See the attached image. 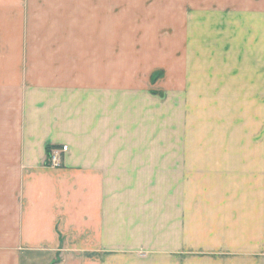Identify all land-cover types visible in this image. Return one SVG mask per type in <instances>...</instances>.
Segmentation results:
<instances>
[{"label":"crops","instance_id":"obj_1","mask_svg":"<svg viewBox=\"0 0 264 264\" xmlns=\"http://www.w3.org/2000/svg\"><path fill=\"white\" fill-rule=\"evenodd\" d=\"M191 3L0 0V264H193V228L203 250L235 254L198 264H264V181L242 193L238 185L226 188L234 179L223 159L228 150L196 152L200 193L193 215L191 151L127 147L128 107L121 98L128 96L124 87H113V54L129 53L132 70H139L141 42L113 40L110 16L141 11L132 6L178 13ZM224 3L215 9L232 14L221 18L223 27L246 30V60L263 62L262 71L228 77L248 83L237 91L264 87V4ZM81 13L94 17L83 21L86 35ZM165 74L160 66L148 78L157 83ZM47 146H67L60 167L48 165ZM164 167L171 173L161 179ZM164 179L174 195L166 196L161 217ZM219 237L230 240L220 244ZM240 244L247 245L241 250ZM241 251L262 254L241 260Z\"/></svg>","mask_w":264,"mask_h":264},{"label":"rangeland","instance_id":"obj_2","mask_svg":"<svg viewBox=\"0 0 264 264\" xmlns=\"http://www.w3.org/2000/svg\"><path fill=\"white\" fill-rule=\"evenodd\" d=\"M191 1V4L183 7L184 11L178 13L173 11L174 7L171 8L172 12L162 11V6L154 7L151 12V7L132 6L141 11L117 10L110 16L109 35L113 40L120 37L140 38L141 42L138 44L141 47L138 55L142 54V58L135 60L141 66L139 70H132L134 60L129 53L113 54V62H116L113 68V87H124L128 96L127 100L121 98L127 102L128 107L125 131L128 135L127 147L191 151L194 164L199 160V153L196 152L201 149L228 150L224 154L230 156L223 159L233 166L229 168V174L234 179L225 185L226 188L227 185H238L240 191L245 185L252 188L255 180L264 181V87L256 85L250 87L254 88L251 92L237 91L236 88L245 89L244 84L248 83L241 77L239 80L228 75L262 71L263 62L246 60L249 49L246 30L223 27L226 23H222L221 18L232 16L221 12L227 0ZM259 2L264 4V0ZM92 15L80 14L81 35L87 34V30L83 29L84 19H94ZM185 25L188 27L184 28ZM100 35H104L103 30ZM260 52L264 54L263 50ZM156 60L158 63L154 64ZM248 63L256 66L250 68ZM160 66H164L165 78L157 83L149 81L151 70ZM207 158L210 157L204 156V159ZM160 173L162 179L168 177L171 170L164 167ZM197 174L198 164L191 167L189 174L193 215H198L199 211L200 183L196 179ZM243 176H247V180L242 179ZM168 186V180H161L160 208H165L161 217L167 215V207H164L167 204L166 196L174 195L171 188L167 189ZM178 192L182 190L176 189L175 196H179ZM144 193L149 195L146 190ZM192 232L193 264H198L206 257L226 260L235 255L231 252L215 254L207 248L203 250L202 246L199 247L202 238L198 229L193 228ZM228 240L230 238L219 237L220 244H227ZM246 240L241 237V244ZM241 244L243 250L247 244ZM261 254L241 251L239 255L241 260H250Z\"/></svg>","mask_w":264,"mask_h":264},{"label":"built area","instance_id":"obj_3","mask_svg":"<svg viewBox=\"0 0 264 264\" xmlns=\"http://www.w3.org/2000/svg\"><path fill=\"white\" fill-rule=\"evenodd\" d=\"M67 146H62L61 150H52L51 153L48 156V165L50 167H60L61 166V160H60V152H66Z\"/></svg>","mask_w":264,"mask_h":264},{"label":"trees","instance_id":"obj_4","mask_svg":"<svg viewBox=\"0 0 264 264\" xmlns=\"http://www.w3.org/2000/svg\"><path fill=\"white\" fill-rule=\"evenodd\" d=\"M54 148H52V146H47V155L49 156V154L51 153V151L53 150Z\"/></svg>","mask_w":264,"mask_h":264}]
</instances>
